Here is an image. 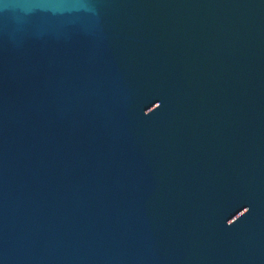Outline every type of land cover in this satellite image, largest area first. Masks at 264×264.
<instances>
[{
    "label": "water",
    "instance_id": "obj_1",
    "mask_svg": "<svg viewBox=\"0 0 264 264\" xmlns=\"http://www.w3.org/2000/svg\"><path fill=\"white\" fill-rule=\"evenodd\" d=\"M137 94L264 107V0H0V106Z\"/></svg>",
    "mask_w": 264,
    "mask_h": 264
}]
</instances>
